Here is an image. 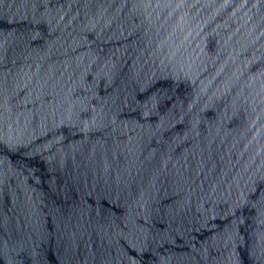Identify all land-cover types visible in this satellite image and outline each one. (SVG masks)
I'll use <instances>...</instances> for the list:
<instances>
[{
  "label": "water",
  "instance_id": "95a60500",
  "mask_svg": "<svg viewBox=\"0 0 264 264\" xmlns=\"http://www.w3.org/2000/svg\"><path fill=\"white\" fill-rule=\"evenodd\" d=\"M262 85L264 0H0V264L13 245L16 264H66L62 227L101 206L114 246L104 224L70 264H227L236 235L235 256L253 264L264 179L237 204L230 163L264 143L244 99ZM109 151L152 174L146 211L133 216L101 178ZM193 180L208 192L181 197Z\"/></svg>",
  "mask_w": 264,
  "mask_h": 264
},
{
  "label": "clouds",
  "instance_id": "9594fccd",
  "mask_svg": "<svg viewBox=\"0 0 264 264\" xmlns=\"http://www.w3.org/2000/svg\"><path fill=\"white\" fill-rule=\"evenodd\" d=\"M71 6L72 5L70 3L69 7ZM60 19H63V17ZM59 22L60 21L58 20L57 23ZM212 96L214 98L216 93H213ZM244 99L251 101L250 115H255L257 121H260L259 126L264 127V85H262L261 89L255 94L246 96ZM228 103L229 102L224 99L220 101L219 106L227 107ZM198 107L199 105L193 101L192 111L194 112ZM4 116L5 124H8L9 114L7 111H5ZM202 127L203 125L201 123V128ZM221 137L224 138L221 139ZM199 138L203 141V132ZM227 140L228 137L225 135L223 127H221L219 133L216 134L212 143L213 150L222 153L225 145L227 144ZM4 143L7 145L8 149L15 151L17 150L20 141H18L15 137L9 139L6 136ZM217 144L220 146L219 148H217ZM24 149H26L25 152L29 151V146H25ZM250 152L251 154H249ZM139 160L140 158L136 156L135 152L129 153L126 156L127 162H125V160L120 159L119 152H117L114 156L111 151H109L107 158L104 160L102 165L104 175L101 178L105 179L106 184L110 186L112 193H116L118 195L119 200L117 202L119 203V201L122 200L126 205L129 206L133 216H135L141 208H144L145 211L147 210V207L152 200V192L155 190V185L152 183V174L149 171L143 169L142 166L138 167ZM230 167L239 169V171L236 173V176H238L239 179L235 180V187H233V194H235L236 187L241 188V195L239 197H235L238 204L247 194V184L250 180L264 179V143H261L259 145V150L256 151H251L249 148H246L241 153L239 160L235 161L234 163H230ZM193 175H196L195 170H193ZM228 175L230 179H233L231 173H228ZM245 177H247V179H245ZM156 183H159L158 178ZM219 183V180L215 181L214 183L210 182L209 187L212 191H215L216 185ZM133 184H135V190H133ZM178 187L180 189L178 194L181 197H187L188 199L193 197L200 198L201 193L208 192V189H204L201 186L196 185L194 180L191 183L178 185ZM90 214L91 219L89 220H84L83 216H81L75 224L68 222L62 227V240L64 241V245H67V250L65 253L66 264H70V253L74 254L76 251L74 250V243H77L78 240H83V236L89 232L95 233L97 227H100L101 231H103L104 224H109L108 245L114 246L111 243L112 237L119 235V232L112 231L107 210L101 206L98 214H92L91 210ZM115 227L117 229L119 228V218L116 220ZM240 242L241 238L238 235L230 237L228 246L233 248V252L228 257L227 264H243V260L235 256L234 249V245L239 244ZM27 243V240H25L24 244L27 245ZM14 250L15 245H13L11 249L5 248L3 250L2 254L8 259L9 264H16V257L13 255ZM249 258L252 259L253 264H264V232L259 234L258 240L252 246L249 253ZM113 259L114 264H116L118 256L116 255L114 258L109 256L107 264H113ZM76 264H80V261L77 260ZM207 264H212L211 257H208Z\"/></svg>",
  "mask_w": 264,
  "mask_h": 264
}]
</instances>
